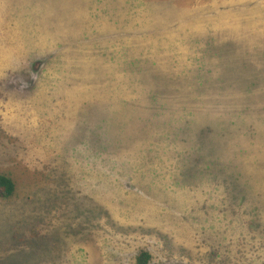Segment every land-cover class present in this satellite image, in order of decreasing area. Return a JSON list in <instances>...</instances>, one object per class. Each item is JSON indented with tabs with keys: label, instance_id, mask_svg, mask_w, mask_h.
<instances>
[{
	"label": "rangeland",
	"instance_id": "obj_1",
	"mask_svg": "<svg viewBox=\"0 0 264 264\" xmlns=\"http://www.w3.org/2000/svg\"><path fill=\"white\" fill-rule=\"evenodd\" d=\"M0 15V264L264 262V0Z\"/></svg>",
	"mask_w": 264,
	"mask_h": 264
},
{
	"label": "trees",
	"instance_id": "obj_2",
	"mask_svg": "<svg viewBox=\"0 0 264 264\" xmlns=\"http://www.w3.org/2000/svg\"><path fill=\"white\" fill-rule=\"evenodd\" d=\"M14 191V183L13 180L6 174L0 173V197L9 198ZM149 259V254L146 251H141L136 256V264H147ZM251 264H264L261 263H251Z\"/></svg>",
	"mask_w": 264,
	"mask_h": 264
},
{
	"label": "crops",
	"instance_id": "obj_3",
	"mask_svg": "<svg viewBox=\"0 0 264 264\" xmlns=\"http://www.w3.org/2000/svg\"><path fill=\"white\" fill-rule=\"evenodd\" d=\"M1 17V19H0V27H3V22H4V19H3V15H0Z\"/></svg>",
	"mask_w": 264,
	"mask_h": 264
}]
</instances>
